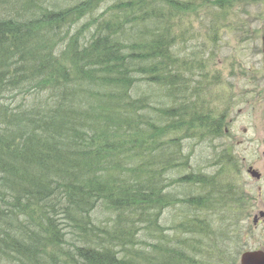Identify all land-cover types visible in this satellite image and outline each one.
Returning a JSON list of instances; mask_svg holds the SVG:
<instances>
[{
	"label": "trees",
	"instance_id": "16d2710c",
	"mask_svg": "<svg viewBox=\"0 0 264 264\" xmlns=\"http://www.w3.org/2000/svg\"><path fill=\"white\" fill-rule=\"evenodd\" d=\"M250 1L0 0V264H233L204 42Z\"/></svg>",
	"mask_w": 264,
	"mask_h": 264
},
{
	"label": "rangeland",
	"instance_id": "374dc122",
	"mask_svg": "<svg viewBox=\"0 0 264 264\" xmlns=\"http://www.w3.org/2000/svg\"><path fill=\"white\" fill-rule=\"evenodd\" d=\"M250 2L246 6L236 7L228 17L222 19L223 21L217 17L219 39L215 44L204 42L207 48L204 52L212 57L207 65L208 76L213 74L218 76L217 82L207 91V96L214 94L216 107L224 111L221 135L213 144L220 145L224 143V137L233 134L234 138L236 134L237 137L231 142L234 148L229 146L227 148L224 144L229 154L237 156L238 161L242 157H245V161L253 160L257 156L262 157L257 146L261 149L264 145L262 144L264 142V3L257 0ZM206 9L205 7L201 10L203 15L208 13ZM210 14L213 17V14ZM187 16L193 21L194 26L198 25V18L194 13H187ZM211 17L208 15L210 22ZM211 89L214 90L212 93H210ZM219 116L220 114L217 117ZM250 126L255 131L252 134L253 139L259 138L260 143L253 142L254 145H251L242 140L245 136L241 128ZM226 161L229 162L227 165L231 163L228 159ZM255 166L259 167L258 163L255 162ZM229 175L240 183L245 179L244 174L243 179L242 176H234L233 172ZM246 181L248 179H245ZM245 185L247 189L248 186L253 187L252 184ZM256 200L258 201L259 198ZM260 208L264 209L262 206ZM257 210L239 212L243 216L242 218L239 215L243 221L234 239V248L231 252L233 264H239V257L244 251L264 249V222L256 227L252 225L251 216Z\"/></svg>",
	"mask_w": 264,
	"mask_h": 264
},
{
	"label": "flooded vegetation",
	"instance_id": "af4514ba",
	"mask_svg": "<svg viewBox=\"0 0 264 264\" xmlns=\"http://www.w3.org/2000/svg\"><path fill=\"white\" fill-rule=\"evenodd\" d=\"M241 131L244 133L243 135L245 136V138H242V140H245L246 142H249L251 145H254V143H260L259 138L257 139V137H255V139H253L252 134H254V128L252 127H248V128H241ZM264 133V130H263ZM262 133V134H263ZM247 136H249L247 138ZM236 134L234 136V138H236ZM233 134H231L230 136H226L223 138L224 143L226 144L227 148L229 146V148H234L233 143H231L233 141ZM241 140V141H242ZM222 143L220 145L215 146L216 149H218V152H223V151H228L226 150V146L225 144ZM256 143V144H257ZM264 144V142L262 143ZM223 146V147H222ZM257 149L261 151V155L262 157L257 156L255 159L253 160H248L245 161V157H242L240 159V161H238L237 156L231 154L228 155L231 158L233 157V163L236 165V171L238 173V175L243 176L245 175V179H248V181L245 182V179H243L242 183L240 186H242L243 192L245 193V195L250 199V203H248V207L249 210H255L258 209L257 212L253 215V227H256L258 224L263 223L264 222V209L260 208V206L264 207V145L261 149H259V147L257 146ZM255 162L258 163V166H255ZM250 171H253V173L255 174L254 179H252L251 175L249 174ZM244 174V175H243ZM246 183L248 184H252V186H248V189L246 187ZM256 198H259V200L257 201ZM260 203V204H259Z\"/></svg>",
	"mask_w": 264,
	"mask_h": 264
},
{
	"label": "water",
	"instance_id": "95a60500",
	"mask_svg": "<svg viewBox=\"0 0 264 264\" xmlns=\"http://www.w3.org/2000/svg\"><path fill=\"white\" fill-rule=\"evenodd\" d=\"M239 264H264V250H247L239 258Z\"/></svg>",
	"mask_w": 264,
	"mask_h": 264
}]
</instances>
